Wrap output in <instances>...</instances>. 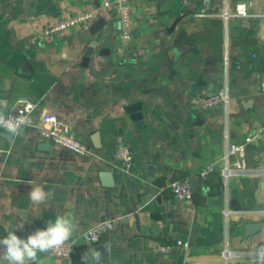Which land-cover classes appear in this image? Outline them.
Returning <instances> with one entry per match:
<instances>
[{
  "label": "crops",
  "instance_id": "obj_1",
  "mask_svg": "<svg viewBox=\"0 0 264 264\" xmlns=\"http://www.w3.org/2000/svg\"><path fill=\"white\" fill-rule=\"evenodd\" d=\"M130 3L132 39L121 48L119 20L102 0H0V103L7 97L8 112L33 105L22 134L0 128V237H23L67 215L72 257L40 254L41 264H83L92 249L103 253L100 264H264V0L250 16L229 18L223 14L237 0ZM81 12L94 18L40 35ZM224 87L227 106H198ZM46 112L68 121L92 153L43 137ZM233 143L243 146L250 171L226 177L220 169ZM119 144L134 155L127 170L114 155ZM210 165L216 171L191 200L173 196L172 181ZM35 185L49 193L46 206L29 199ZM109 219L119 222L98 243L82 241ZM245 219L256 234L246 235Z\"/></svg>",
  "mask_w": 264,
  "mask_h": 264
},
{
  "label": "built area",
  "instance_id": "obj_2",
  "mask_svg": "<svg viewBox=\"0 0 264 264\" xmlns=\"http://www.w3.org/2000/svg\"><path fill=\"white\" fill-rule=\"evenodd\" d=\"M255 0H237L235 11L232 13L225 12L223 15L226 18L231 16L247 17L250 16V8L254 5ZM103 7L111 10L119 20L120 28L118 33V42L121 48H125L132 39L133 34V14L130 0H102ZM94 18L92 12H81L73 16L62 18L56 22L46 25L40 32L43 38H51L54 35L66 30H71L75 27L85 26L90 20ZM230 101V94L228 87H224L216 92L201 96L198 99V106L203 109H210L216 106H227ZM33 105L26 103L16 112H8L6 116L13 118H23L29 121V113L32 111ZM3 129V128H2ZM40 131L43 137L50 142L62 145L78 154H90L92 150L90 146L76 137L70 123L56 114L46 112L42 116ZM115 158L119 165L127 170L131 167L134 159L133 152L127 144H119L115 150ZM235 156L234 161L230 163L229 157ZM225 159V166L220 169L223 176H228L232 172L250 171L246 159L244 148L240 144H230L227 148ZM216 171L215 165H210L200 171L199 177L201 180H206L210 173ZM170 188L173 196L182 201L191 200L193 191L189 179L174 180L170 183ZM119 222V219H109L100 221L89 227L82 234V241L85 244H96L99 242L101 236L114 229ZM178 245L187 246L186 242L178 241ZM76 248V242L69 240L63 247L58 248L52 254L57 258L70 259ZM171 248L169 244H158L157 249L161 252H168Z\"/></svg>",
  "mask_w": 264,
  "mask_h": 264
},
{
  "label": "clouds",
  "instance_id": "obj_3",
  "mask_svg": "<svg viewBox=\"0 0 264 264\" xmlns=\"http://www.w3.org/2000/svg\"><path fill=\"white\" fill-rule=\"evenodd\" d=\"M6 104L0 103V128L10 135L22 134L28 123L23 118L5 115ZM29 199L36 205H47L49 193L41 185L30 187ZM74 232V224L67 215L56 216L46 222L45 227L37 228L26 236H18L15 231H8L0 237V264H41L40 254H53L63 247ZM101 250L86 251L81 260L83 264H100Z\"/></svg>",
  "mask_w": 264,
  "mask_h": 264
},
{
  "label": "water",
  "instance_id": "obj_4",
  "mask_svg": "<svg viewBox=\"0 0 264 264\" xmlns=\"http://www.w3.org/2000/svg\"><path fill=\"white\" fill-rule=\"evenodd\" d=\"M90 49H91V48H90ZM90 49L88 50L87 55H86V57L84 58V63H85V64H86L87 61L89 60ZM170 53H173V52L171 51ZM5 96H6V94H5ZM3 103L6 104L5 115H7V113H8V107H7V103H8V102H7V97H5ZM245 106H246V104H245ZM243 108H244V105H242V113H243ZM91 139H92V142H93V144H94L95 147H97V148L101 147V138H100V134H99V132H95L94 134H92ZM190 183H191V188H192L193 193H194V194L198 193L199 190H200V183H201V179H200L199 175L193 177V178L190 180ZM244 223H245L246 228H247V232H246V233H247V234H246L247 236H248V235L256 234V232L258 231L257 227L254 228L253 226H251V225H250L251 222H250L248 219H245V220H244Z\"/></svg>",
  "mask_w": 264,
  "mask_h": 264
}]
</instances>
